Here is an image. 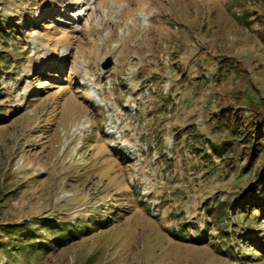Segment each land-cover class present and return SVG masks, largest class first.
<instances>
[{
  "label": "rangeland",
  "instance_id": "rangeland-1",
  "mask_svg": "<svg viewBox=\"0 0 264 264\" xmlns=\"http://www.w3.org/2000/svg\"><path fill=\"white\" fill-rule=\"evenodd\" d=\"M0 20V264H264V214L229 219L264 181V0H0Z\"/></svg>",
  "mask_w": 264,
  "mask_h": 264
},
{
  "label": "trees",
  "instance_id": "trees-1",
  "mask_svg": "<svg viewBox=\"0 0 264 264\" xmlns=\"http://www.w3.org/2000/svg\"><path fill=\"white\" fill-rule=\"evenodd\" d=\"M9 26H10L9 24H5L1 22L0 20V34H5V36L13 38V36L15 35V30L13 27L11 28ZM0 113H2V110L0 111ZM224 145L225 144H223L222 147L220 148L214 147L213 148L214 153L216 155L221 154L222 151L225 150ZM255 184H256L255 189L252 191H248L247 198L250 199L249 203L242 205L244 200L245 201L248 200L246 199L245 195L240 196L238 199L235 198V202L230 207V211H231L230 213H232L231 214L232 216L230 215L231 218L229 219H233L234 217H237L239 215H243L244 217L249 218V215L252 212L254 214L253 219L257 220L258 217L260 219V216L264 214V207H263L264 206V181L262 182V180L258 179L255 181ZM261 235L263 236L262 232L256 233V236H258V238L255 236L256 237L255 246L258 247L261 254H264V243L261 242V239L259 238Z\"/></svg>",
  "mask_w": 264,
  "mask_h": 264
},
{
  "label": "water",
  "instance_id": "water-1",
  "mask_svg": "<svg viewBox=\"0 0 264 264\" xmlns=\"http://www.w3.org/2000/svg\"><path fill=\"white\" fill-rule=\"evenodd\" d=\"M112 63H113V62H112L111 58H107V59L105 60V62L101 64V68H102L103 70H107V69H109V68L112 66Z\"/></svg>",
  "mask_w": 264,
  "mask_h": 264
}]
</instances>
